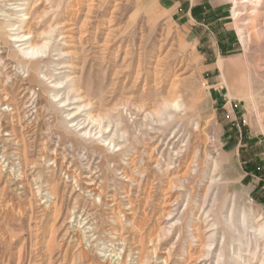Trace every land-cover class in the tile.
<instances>
[{
	"label": "rangeland",
	"instance_id": "obj_1",
	"mask_svg": "<svg viewBox=\"0 0 264 264\" xmlns=\"http://www.w3.org/2000/svg\"><path fill=\"white\" fill-rule=\"evenodd\" d=\"M27 1L32 4V19L25 30L32 34L33 44H43L53 29L56 39L51 46L65 55L64 66L57 71L50 65L56 57L44 59L48 78H64V86L56 90L60 98L76 88L82 105H89L79 120L87 114L104 116L109 118L104 122L107 125L124 107L129 114L136 107L155 113L164 110L167 102L181 101L185 109L171 119L170 127L175 128L165 135H153L154 141L137 140L141 135L134 131V117L124 114L120 123L128 134L117 140L121 147L109 150L105 139L84 142L72 133L71 126L62 124L61 112L65 116L76 112V104H66L70 106L62 111L53 107L55 101L45 94L36 75L26 71L18 49L1 34L0 91L5 90L14 103L0 110L14 113L17 107L23 120L14 123L15 129L9 121L5 123V136L13 134L25 142L19 149L29 164L39 163L41 150L48 151L49 159L38 175L32 174L30 165L24 169L23 161L16 160L14 175L23 180L6 193L12 165L2 168L0 264H72L77 245L67 248L70 227L85 237L92 264L111 259L113 263L144 264L163 228L170 229V234L158 246L160 257L154 259L155 264H162L170 249L171 264H216L221 232L234 237L224 224V215L234 206L238 218L246 211L264 216V0H230L226 20L216 21L211 40L202 37L201 42L156 0H9L7 9ZM30 97L37 100L32 129L25 128L23 117ZM175 129L173 142L182 147L184 140L188 145L183 147L181 163L167 167V158L160 153ZM56 148L62 156L54 165ZM212 159L219 164L218 182L207 194L209 207L217 202L209 218L219 228L213 242L208 229L213 222H205L199 207L210 186L203 171ZM192 160L198 167L192 170L199 173L189 176L186 168L194 167ZM69 165L84 180L93 174L104 189L93 207L92 197L80 188L82 197L74 204L61 172V167ZM40 175L45 187L57 190L52 210L42 211L39 206L49 205L43 198L47 192L36 196L35 180ZM13 189H18L22 199L20 208L5 207L12 201ZM83 207L91 214L89 220L83 217ZM75 232L77 239L80 234ZM129 251L135 257H129Z\"/></svg>",
	"mask_w": 264,
	"mask_h": 264
},
{
	"label": "bare ground",
	"instance_id": "obj_2",
	"mask_svg": "<svg viewBox=\"0 0 264 264\" xmlns=\"http://www.w3.org/2000/svg\"><path fill=\"white\" fill-rule=\"evenodd\" d=\"M8 2L9 0H0V35L1 34L5 35V40L18 49L17 51L18 56L20 55L23 57L22 63L26 64L27 66L26 71L36 75V80H38L39 83L41 84L42 86L41 88L43 89L45 94L50 95V98L52 97V100L55 101L53 107L55 108L57 107L60 109V111H62L64 107L67 106L69 107L70 105L76 104L74 108L76 112H70L68 116H65L66 112H61L62 116H64V118L62 119V124H64L67 127L71 126L73 131L72 133L82 138L84 142H87V140H94L97 143L99 142L101 143L103 142L101 140L105 139L104 141L108 143L109 150L121 147L122 145L120 144V142H117V140H119V138L124 140L128 132L126 129L121 128L122 125L120 123V118H122L124 114L125 115L129 114L128 113L129 109L124 107L123 109L125 110L121 112V115H119L117 119L112 118L109 121L110 123H108L107 125L104 124V122L106 119L109 120V118H106L104 116H102L101 118L87 114L84 120H79L80 117L78 115L82 110L88 108L89 105L88 104L82 105L83 103L82 98H80L78 94V90L76 88L72 89L69 93H67L66 98L63 99L60 98L61 95H59L56 90L59 89V87L64 86V82H63L64 78H56V77L48 78L49 75L46 74L47 69H45L44 66L42 65L43 64L42 62L44 61L45 58L56 57L57 58L56 60L50 62V65L54 67L53 70L57 71L59 67H61L62 69V66H64V63H62V59L64 58L65 55L63 54L62 50L59 47L51 46L54 39H56L54 37L55 31H53L52 29V31L49 34L48 33L46 34L47 38L43 44H36V45L33 44L34 38L31 36L32 34L28 33L25 30L32 19V17L30 16L32 15L30 14V9L32 7L31 6L32 4L28 3L27 1L24 3L14 4L12 5L13 8L7 9V6H11L8 5ZM18 44H20V46H17ZM53 53H57V54L53 55ZM220 65L223 66L222 63H220ZM39 78L44 79V81H47V83L48 80H53V81L47 84L46 82L41 81ZM66 78L68 79V76H66L65 79ZM58 99L61 100H59V102L57 103ZM13 103L14 102L11 96H9V94H7L5 90L0 91L1 108L4 107L7 110V108L11 107ZM69 103L70 105L66 106V104ZM26 104L28 109L24 112L25 114L23 116L25 119V125H26L25 128L32 129L31 126L35 123L37 119L36 118L37 112H34V110L37 107V100H35L34 97H30L28 98ZM164 105L166 107V108L164 107L165 108L164 110H160L155 113L147 112L148 110L146 111L145 110L146 108L144 109L142 107H136L134 113L129 114L131 119H133L134 117V119L132 120V123L135 124L134 131H136L138 136L141 135L140 138L136 136V138H138L137 140L141 139V142H143L145 139L149 141H154L156 139L155 137H153V135H159V134L165 135L167 132L175 128V127L174 128L170 127L171 125L170 121L172 118L178 115L179 111L184 110L185 107L181 101L172 102V103L167 102ZM169 109H172L174 113L170 112ZM21 118L22 117H20L17 107L16 109H14V113H10L9 109L7 112H1L0 110V156H2L1 159L2 162H4L0 167V173H2L3 166L5 168L7 167L8 169L12 165L11 168L12 170L9 171V173L7 174L9 178L6 180V186L3 190L4 193L9 191L12 186L21 185V181L23 180V176L16 177L14 175V173H16V169H15L16 160L23 161L24 169L28 165H30L32 174L38 172L37 173L38 175L42 173L40 168L42 166H46L44 162H47L49 159L48 151L41 150V156L38 159L39 163L29 164L28 163L29 159L27 158L26 154L22 156L19 149V147H21L20 146L21 143L24 144L25 142L24 141L20 142L17 138H15V135L13 134L9 135L8 137L5 136L6 134L5 132L7 130V128L4 126L5 123L9 121L11 123L12 129H15L13 128L14 123L21 124V121H23ZM141 119H143L144 122H140ZM109 124H112L113 127ZM82 130H86V131L81 133ZM177 132L178 129H175L173 133L170 134L171 135L169 138L170 140H168L167 144H165L164 148L166 149L169 146L170 147L169 151H167V149L165 151L164 149L160 153L162 157H164L165 159L167 158L166 160L167 167L174 166L176 162L181 163L182 161L181 158H183V152H184L183 147H187L188 145L187 144L188 142L184 140L182 141V143L184 142V145L182 147H180L178 143L173 142L174 139H176L177 137ZM45 143H46V147H48L49 144L48 139L45 141ZM52 156L54 159V165H56L57 163H59L58 162L60 159L59 157H61L62 155L60 156L58 154V148H56V150L52 153ZM22 157L23 159H21ZM19 163L21 164V162ZM192 164H194V167L187 166L186 168L189 176H193L194 174L199 173V170L197 169L192 170V168H198L195 167V164H197L195 160L194 162L192 160ZM218 167H219L218 161L216 159L215 160L212 159L209 165L206 164V167L203 171V175L204 177H206V180L208 181L210 186L207 187L206 193L201 196L202 200L200 199L199 201H201L202 204L199 207H200V211L203 214V217H205L204 220L207 223L213 222V220L211 221L209 220V218L210 219L212 218L213 209L217 206V202H214L215 200L213 201L214 202L213 204L211 203L212 205L210 207L208 206L207 194L208 191L210 192V189L214 187L218 182L217 180V175L219 170ZM71 169H72V165H69L68 167L64 166L61 167V172H63L62 174H65V179H64L65 188L69 190L71 194V198H75L74 204H78L79 199L82 197V193L81 194L78 193L77 190V188H80L81 191L83 190L84 193L92 197L91 207H93V205L97 204L96 198L102 199L104 189H102L100 183H98V179L95 178L93 174H90V176H88V178L84 180L82 178L83 177L82 174L77 173L75 170H71ZM71 179L72 182H69V180ZM82 181L84 182V184H81ZM44 185L45 183L43 181V177L40 175L39 179L35 180V186H37L36 189L38 191L36 196L39 197L43 193L47 192L46 197L43 198L45 199L44 203H47L49 205H47L46 207L44 204L41 203L39 206L43 208L42 211L52 210L53 208H55L54 202L57 201V190L54 187H45ZM83 186L85 188H82ZM13 190L15 194L11 198L12 201H9V205L5 206L6 208L8 206L10 207V205H12L13 207L16 206L20 208V201L22 199L18 197L19 196V194H17L18 189H13ZM1 197L2 195L0 196V204L2 203ZM40 202L41 201H39V203ZM83 208L85 210L82 213L83 217L86 216L87 217L86 220H89L91 214L87 212L88 209L86 210V207ZM207 208L209 209L207 210ZM248 215L250 216V218ZM169 216H171V214H169ZM240 216H241L240 218L235 216L234 206L230 212L224 215L225 217L224 224L228 226L232 232H234V237L233 239H230L224 231L221 232V234L223 233V235H222V241L219 242L220 243L219 253L215 257L216 264H264V216H260L259 214H256L255 216L253 211L243 212ZM76 218L77 216H74V219ZM78 224L80 225L81 222L79 221ZM208 227L210 232L213 233L210 236V239H212L210 241L213 242V239H215L219 235L218 223L214 221L213 223H210ZM68 230L71 232L69 233V241L67 244V248L72 247L74 244L77 245V249H76L77 255H75L72 264H92V262H90L91 261L90 253H88L87 246L84 243L86 240L85 237L83 236L81 237V232L79 231V229H76L75 231L79 232L80 236H78V238L75 239L74 236L77 235L78 233L76 234L75 231L73 232L71 227ZM167 232L170 234V229L168 230L167 228H163L160 234V239L154 241L156 247L154 248V250L149 252L144 264L156 263V260L154 259L160 257L158 250ZM73 233L74 235H72ZM90 239H87V241H90ZM214 245L215 244L213 243L212 246L210 245L211 247L210 246L209 247L212 248L214 247ZM129 252H130L129 257H135V252H131V251ZM172 256H173V251L170 249L167 252V257H165L164 261L161 263L171 264L173 262L171 260ZM207 258L205 257V259ZM65 263L66 262H64V264ZM120 263L121 262L113 263V259H111L107 261L106 264H120Z\"/></svg>",
	"mask_w": 264,
	"mask_h": 264
},
{
	"label": "crops",
	"instance_id": "obj_3",
	"mask_svg": "<svg viewBox=\"0 0 264 264\" xmlns=\"http://www.w3.org/2000/svg\"><path fill=\"white\" fill-rule=\"evenodd\" d=\"M162 10L171 12L181 25L187 28L188 34L192 35L197 42L202 41V37L211 40L214 35L215 22L226 20V7L230 0H218L208 2V0H156ZM220 59L217 67L220 70ZM221 72V70H220Z\"/></svg>",
	"mask_w": 264,
	"mask_h": 264
},
{
	"label": "built area",
	"instance_id": "obj_4",
	"mask_svg": "<svg viewBox=\"0 0 264 264\" xmlns=\"http://www.w3.org/2000/svg\"><path fill=\"white\" fill-rule=\"evenodd\" d=\"M216 1H218V0H208L209 3H210V2H216Z\"/></svg>",
	"mask_w": 264,
	"mask_h": 264
}]
</instances>
